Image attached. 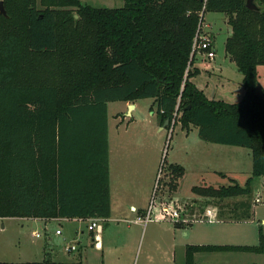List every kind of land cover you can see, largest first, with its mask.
Masks as SVG:
<instances>
[{"label": "trees", "instance_id": "trees-1", "mask_svg": "<svg viewBox=\"0 0 264 264\" xmlns=\"http://www.w3.org/2000/svg\"><path fill=\"white\" fill-rule=\"evenodd\" d=\"M3 2L0 217H109L108 102L145 97L155 99L163 120L196 125L206 141L252 150L245 185L195 187L216 199L226 218L251 217L247 199L226 198L250 194L253 177L264 175V94L257 89L264 0L258 9L246 0H125L121 7ZM206 11L228 15L225 49L243 73L239 101L208 97L192 79L199 72L192 46ZM80 160L95 170L80 172ZM217 249L264 252V231L256 244H189L184 264H195L197 251ZM0 264L83 263L46 257Z\"/></svg>", "mask_w": 264, "mask_h": 264}, {"label": "crops", "instance_id": "crops-1", "mask_svg": "<svg viewBox=\"0 0 264 264\" xmlns=\"http://www.w3.org/2000/svg\"><path fill=\"white\" fill-rule=\"evenodd\" d=\"M254 1L258 5V0ZM213 12L222 13L221 16H217L216 19L219 24L223 22L226 26L228 38L232 33V26L228 22V15L222 11ZM203 15L205 16V12H203ZM214 21L216 25V20ZM206 25L207 30L213 38L215 47L216 34L211 32L212 25L209 22H207ZM218 28H220V26H218ZM226 40L224 41V45ZM197 56L196 54V59H198ZM206 59L208 58H202V62L204 63ZM199 63L200 62H197V66L201 68ZM214 65L218 69L222 68L221 64L215 63ZM193 78L196 84L206 93L207 83L210 80L201 85L199 84L200 80L197 81L196 77ZM211 98L215 97L212 96ZM126 106H129V111L126 116V133H129V137L126 135V155L129 153L131 147H141L146 140L145 134L139 129L141 128V124H146L147 131L150 129L155 130L156 133L158 132V135L155 134L154 136L160 143L154 144L157 150L155 149L151 154L149 160L151 161V165L147 169L149 173L147 174L145 167V170L143 168L139 169V165L136 166L133 162L131 163L126 159V198L122 201L121 207H115L116 200L113 196L114 184L112 179L113 166L111 148H109L111 214L109 217H96L100 219L102 226L96 229L88 228L90 220L94 217H52L50 219L86 220V222H83L84 225L81 227L76 226L74 233H66L65 229L58 225L55 229V233L63 239L61 247L55 244L50 234H48L47 238L50 241L47 239L45 244H32V242H26L25 245H23L25 250L32 255H35L36 251L40 250V252H44V258L51 257L55 260L72 261L80 259L83 264H184L186 261V249L189 244L258 243L260 230L264 231V216L258 221L259 219L257 220V211L255 209L252 208L251 217L243 220H234L226 218V216L221 213L222 211L217 212L214 209L212 210L211 207H205L210 204H213L214 207L217 206V200L213 199L211 196L195 192V187H218L220 185L216 186V184H214L218 182L215 175L226 176L229 170L217 165V163H215V165L212 164L209 146L205 147V157L201 156L203 151H200L196 158L198 152H194L189 142L185 143L180 152L181 155H184V158H187L180 159L181 155H179L180 157L176 154L174 155V159L170 160L163 174L166 179L162 182L160 186L161 189H157L156 191L157 201H171L175 206L182 209L184 214H182L181 219H153L147 222L136 221L139 215H143L146 212L152 198L158 161H160L162 153L163 138L161 134L166 128L174 131L176 125L170 123V121L167 122L166 119L163 120L158 113V120L156 121V117L153 116L156 112L153 109L151 112L153 115L151 117H143L141 115L135 116L134 112L138 106L137 101H126ZM110 124V118L108 117L109 147L111 144L112 126ZM187 128H190V126ZM181 130L186 137L188 132H183V129ZM217 150L221 151L222 149L219 148ZM133 151L134 154L135 151L137 152L136 156L143 155L134 148ZM143 153L144 156H147L145 150H143ZM80 161L79 171L92 173V169L94 168L88 167L84 160ZM133 161L136 160L134 159ZM175 165H180L182 168L179 169L178 167L179 170L175 169ZM73 170L78 171L77 168ZM207 171L212 172L214 176H204ZM186 178L191 179L189 183L186 182ZM117 182L119 181L115 182V187H118V185H116ZM144 183H146V190L142 191V193H136L134 189L143 188ZM184 186L187 189H193L195 193L193 192V194H191L185 191ZM181 200L198 201L202 207L198 211L192 204L190 205L187 201H182V203ZM212 200H214L213 203L211 202ZM189 205L191 207H189ZM253 206L256 205L254 204ZM196 213H198V219H193ZM19 218H23L24 220L35 219L44 220V222L49 221V218L45 217L26 216ZM57 229H61V232L57 233ZM37 233L40 232L37 230L35 234L37 235ZM40 235L41 234H39V236ZM71 244H75L77 248L68 251L66 246ZM18 245L21 246L20 242H18ZM194 259L195 264H264V252L228 249L204 250L197 251L194 255Z\"/></svg>", "mask_w": 264, "mask_h": 264}, {"label": "rangeland", "instance_id": "rangeland-1", "mask_svg": "<svg viewBox=\"0 0 264 264\" xmlns=\"http://www.w3.org/2000/svg\"><path fill=\"white\" fill-rule=\"evenodd\" d=\"M82 2L96 7H121L125 4V0H82ZM221 14L222 13L213 11L205 12V19L203 20V29L208 32L206 23L209 22L212 25L211 32L216 34V54L215 57L211 59L203 53H197L198 59L195 58L194 67H197L199 69V72L194 77H196L197 81L200 80L199 84L201 85L205 84V82L210 80L207 83L206 88V95L208 97L214 96L215 98H221L230 102H235L241 100L244 95L245 89L243 84H241L243 79V73L239 70L236 62L230 57V55L225 50L224 41L227 39L226 26L223 22L219 24L216 19L217 16L220 17ZM214 20H216V25ZM218 26H220V28H218ZM206 57L210 61L206 59V61L204 60L205 62L203 63L202 58ZM197 62H200L199 64L201 65V68L197 66ZM215 63L221 64L222 68H216L214 65ZM258 73L259 76L257 89L258 92L264 94V64L258 65ZM192 79L194 78L192 77ZM135 101H137L138 105L137 109L134 112L135 116L141 115L143 117H151L153 115L151 113L152 109L156 112V114L158 113L155 99L153 97L139 98ZM128 111L129 106H126L125 100H112L108 102V117L110 118V125H112L111 144L109 148H111V159L113 166L112 179L114 184L113 196L116 200L115 207H121L122 201L124 200V198H126V159H128L131 163L133 162V164L136 166L139 165V169H144L145 167L147 171L148 167H150L151 165V161H149L151 158V154L156 149L154 144L160 143V141H158L157 138L154 136L155 134L158 135V132L156 133L155 130L150 129L147 131L146 124H141V128L139 129H141L142 132L145 134L146 140L144 141L143 146L141 145V147H131L129 153L126 155V135L127 137H129V133H126V116ZM156 114H154L153 116L156 117L157 121L158 114ZM172 123L176 125L175 130L173 131L172 129L166 128L161 134L163 138L161 148L162 153L160 156V161H158L153 192L155 189L156 191L157 189H161L160 186L162 185V182L166 179L165 175L163 174L170 160L174 159L175 154L178 156L181 155L180 152L182 151V148L184 147L186 142L191 143V148L194 149L195 153L198 152L196 158L198 157L200 151H203L201 153V156L205 157V147L209 146L211 150L212 164L215 165V163H217V165H220L229 170L226 176L215 175L218 180V182L214 183L216 184V186L222 184L228 185L235 181L240 183V185H245L246 180L251 175H253V156L252 150L250 148L246 146L209 142L199 136L197 126L190 124V128H186L182 126L180 121L176 123L173 121ZM181 129H183V132H188L186 137L182 133ZM133 148L143 155L136 156L137 152L135 151L134 154ZM219 148H221L222 150L218 151L217 149ZM143 150L147 152V156H144ZM182 158H184V155H181L180 159ZM134 159L136 161H133ZM148 173L149 172L147 171V174ZM204 176L212 177L214 176V174L212 172L207 171ZM189 178H186V182L188 183L190 182L189 180H191ZM116 181H119L116 183L118 187H115ZM251 186L252 188L250 194H240L233 197H229L226 198V201H228L229 203H233L241 199H247V205L251 207V210L253 208L257 211V220L259 219L258 221H260V218L264 216V200L259 203H256V197L260 195L264 199V175L254 176L252 179ZM134 190L136 191V193H142V191L146 190V183H144L143 188ZM184 190L191 194H193L194 192L193 189H187L185 188V186ZM182 201H187V203H189L190 205L192 204L193 207H195V209L198 211L202 207L200 202L198 201L196 202L193 200H181V202ZM211 202L213 203L214 200H212ZM254 204L256 206H253ZM190 205L189 207H191ZM219 206L220 205L218 204L214 207L213 204H210L206 205L205 207H211L212 210L214 209L217 212H221L223 209H220ZM197 214L198 213H196V216L193 215V219H198ZM19 217L25 216L0 217V261L43 260L44 252H40V250H37L36 254L32 255L31 253L25 250L23 245H25L26 242H32V244H45L46 240L48 239L47 236L48 234H50L53 242L55 244H58L59 247H61L63 239L55 233L56 227L59 225L65 229L66 233H74L76 226L81 227L84 225L83 222H86V220H58L50 218L48 222H44V220H24L23 218ZM37 230L40 232V236H37L35 234ZM48 241L50 240L48 239ZM18 242H20L21 246L18 245Z\"/></svg>", "mask_w": 264, "mask_h": 264}, {"label": "built area", "instance_id": "built-area-1", "mask_svg": "<svg viewBox=\"0 0 264 264\" xmlns=\"http://www.w3.org/2000/svg\"><path fill=\"white\" fill-rule=\"evenodd\" d=\"M203 20L204 15L202 13L200 22L198 25V29L196 31V35L194 37V42L192 46V53H203L209 58H213L215 56L216 50L214 47L213 38L210 35L209 31L203 29ZM263 197L260 195L256 197L257 202L263 201ZM182 209L178 206H175L174 203L168 201H157L156 200V189L152 194V198L150 200L149 206L146 212L143 215H139L136 218V221L147 222L153 219H171V220H180L182 217ZM99 218H92L90 223L88 224L89 229H96L101 227ZM57 233L61 232V229L56 230ZM39 235V233H37ZM77 246L75 244L67 245L66 249L68 251L76 249Z\"/></svg>", "mask_w": 264, "mask_h": 264}, {"label": "water", "instance_id": "water-1", "mask_svg": "<svg viewBox=\"0 0 264 264\" xmlns=\"http://www.w3.org/2000/svg\"><path fill=\"white\" fill-rule=\"evenodd\" d=\"M246 5H247V7L251 8V9H253V8L258 9V5L255 3L254 0H246ZM0 12L4 15H7V10L5 8L3 0H0ZM166 121L168 122L169 119H166Z\"/></svg>", "mask_w": 264, "mask_h": 264}]
</instances>
